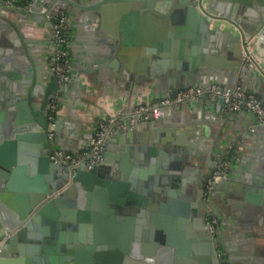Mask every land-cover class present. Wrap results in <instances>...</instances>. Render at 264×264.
Segmentation results:
<instances>
[{"label":"crops","instance_id":"obj_1","mask_svg":"<svg viewBox=\"0 0 264 264\" xmlns=\"http://www.w3.org/2000/svg\"><path fill=\"white\" fill-rule=\"evenodd\" d=\"M175 1L179 2L0 0V101L12 99L32 84L36 109L53 80L50 21L37 11L49 7L62 9L68 16L65 45L71 76L67 82L58 83L54 91L57 104L48 125L52 133H47L48 152L62 149L77 154L89 146L101 121L185 86L238 84L243 90L253 88L264 105V77L245 59L240 30L231 20L205 16L198 9L187 15L186 7L180 5L163 18L141 12L137 26L135 21L124 20L126 11L137 7L165 11ZM24 3H30L35 11L18 7ZM203 5L211 14L238 21L246 38L264 17V0H203ZM124 37L131 41H123ZM249 48L253 52L252 45ZM21 80L23 87L18 83ZM230 154L226 176L209 196L205 192L202 195L216 157ZM101 160L120 174L119 180L135 185L132 189L139 193L155 179L157 185L170 181L169 172L163 169L177 163L180 187L163 192L157 200L174 242L184 245L187 227L201 229L204 214L213 213L223 261L264 264V120L258 122L252 112L227 110L222 100L203 97L166 106L158 117L126 122L123 130L111 132ZM49 164L46 171L37 174L40 179L28 183L54 185L56 190L68 187L70 180L62 183L55 164L51 160ZM25 176L34 177L25 171L21 180ZM74 190L69 188L68 196L74 197ZM15 192L4 200L5 205L13 201L17 207L30 199V194L32 198L38 195L34 190ZM102 202L101 195L90 198L93 208L90 204L87 210L99 214L95 222L90 217L74 226L33 224L27 231L39 240L22 242L23 252L14 257L23 259L16 263L26 264V259L35 256L46 264L49 259L92 264L96 262L93 252L97 251L92 249L95 238L101 246L110 242L118 249L131 241L136 226L143 235H149L147 221L137 223L134 214L119 210L103 214L99 209ZM67 246L73 250L71 258L63 248ZM111 251L101 250L102 258L121 264ZM145 259L133 258L126 264H167L162 254L152 255L148 262Z\"/></svg>","mask_w":264,"mask_h":264},{"label":"water","instance_id":"obj_2","mask_svg":"<svg viewBox=\"0 0 264 264\" xmlns=\"http://www.w3.org/2000/svg\"><path fill=\"white\" fill-rule=\"evenodd\" d=\"M179 5L186 7L187 15L190 13L193 15V10L198 9L202 15L224 17L231 20L240 30L241 44L244 45V52L248 56V58L245 56V59L252 62L258 72L264 77V64L259 62V60L261 62L264 61V17L262 21L255 24V27L251 28V33L247 38L238 21L227 16L209 13L203 5V0L175 1L165 11L137 7L126 11L124 20H132L131 24L135 21L137 26L136 22L141 12H149L158 18H163L164 16L167 17ZM47 10L51 11L53 9L48 7ZM187 19V23L190 22V18ZM123 25H125V22ZM130 39L124 37L123 41H131ZM248 43H250V46L252 45L253 52H251L250 46H247ZM32 62L33 64L35 63L34 61ZM18 83L23 87L22 80ZM56 88H58V83L54 75L36 109L34 108L33 100L36 93L32 84L28 87L24 86L22 92L17 93L12 99L5 102L0 101V264H17L16 261L20 262L23 259L22 256L14 257L17 252H23L22 248L25 245L21 243L39 240V237L27 231L31 230L33 224L42 223L50 225L51 228L64 226L68 223L74 226L80 225V223L87 221L90 217L95 222L99 214L87 210L91 209L90 198L93 195L102 196L103 202L101 208H98L101 209L103 214H110L118 210L125 214H134L137 217V223L147 221L150 232L149 235L145 236L136 226V231L132 235L131 241L120 245L118 249L113 248L110 242L108 246H101L99 244L100 240L95 238V244L92 249L97 251L93 252V258L96 262L92 264H117L108 263L102 258L104 253L101 250L105 248L113 249L111 252L112 254L115 253L116 262L119 261L121 264H126L132 261L131 259L133 258L142 260L144 257L148 262L150 257L155 254L165 255L167 264H218L223 261V256L219 252L220 249L217 245L216 231L214 234L207 231L205 217L201 220L203 225L201 229L187 227V239L184 245L174 242L171 232L166 228L165 222H163V216L159 212L161 205L157 200L159 201V195L163 194V192L171 193L174 192V188L180 187V166L177 163L171 166L168 165L169 170L165 169V167L163 169L164 173L169 172L170 181L165 180V183L157 185L155 179L154 182L147 183V189L141 190L140 193L132 189L136 188L135 185L119 180L121 178L120 174L113 167L105 166L102 160L90 167L85 163H80L73 170L54 163L61 175L62 183L70 180L71 184L68 187L75 189L74 197L68 196V187L56 190L57 187L54 185L49 187L48 185L37 186L28 183L36 177L37 180L40 179L41 175L37 174L46 171L50 167L51 152L47 150L49 147V139L47 138L48 110L45 106L55 96L54 91ZM252 91L255 90L252 88ZM199 97L209 99L205 95ZM216 98L223 101L222 97L218 96ZM18 101H21V104ZM175 158L177 161L181 160L179 155H176ZM25 171H28L34 177L25 176V179L21 180V176ZM18 178L19 182H17ZM218 182L215 183L214 187H216ZM18 190H34V193L38 195L32 198L30 194L31 198L27 197L28 200L17 207L13 206L15 205L13 201L5 205L4 200H7L8 197L10 198ZM210 192H208V196ZM203 194L204 187H202ZM26 195L28 196L29 194L27 193ZM152 198H154V201L151 200ZM91 207L93 208L92 204ZM126 219L131 220V217L126 216ZM67 247L63 248L67 252V258H71L70 253L73 250L69 246ZM76 248H79V246L76 245ZM30 260H34L36 263L34 261L30 262ZM26 261V264H46L45 260L36 259L35 256L31 259H26ZM47 261V264H74L72 261L63 263H57L50 259Z\"/></svg>","mask_w":264,"mask_h":264},{"label":"built area","instance_id":"obj_3","mask_svg":"<svg viewBox=\"0 0 264 264\" xmlns=\"http://www.w3.org/2000/svg\"><path fill=\"white\" fill-rule=\"evenodd\" d=\"M18 7H22V9H26L27 11H35L30 3L19 4ZM37 11L45 14L50 21L54 48L49 60V67L55 75L57 83L67 82L71 76L70 62L65 45L68 30V16L62 9L48 11L47 8L41 7ZM244 55L248 58L245 52ZM201 95H205L209 99H215L218 96L222 97L227 110H247L256 116L258 122L264 120V105L260 97L253 91L243 90L238 84L234 86L210 84L208 87L186 86L175 90L171 95L156 98L148 103L139 104L131 109L123 110L109 116L98 124L87 148L77 154H72L62 149H53L50 154V159L53 163L60 164L70 170H73L80 163H85L90 167L102 159L103 148L110 133L123 130L126 122L134 123L136 121L158 117L164 107ZM56 104L57 101L53 97L47 105L48 125L54 116ZM47 128L48 135L51 136L52 133L49 131V127ZM231 157V154L216 157L215 164L204 182V192L206 194L213 189L216 182L226 176ZM216 224V216L211 213L206 214L205 227L207 231L214 234ZM218 264L227 263L220 261Z\"/></svg>","mask_w":264,"mask_h":264}]
</instances>
